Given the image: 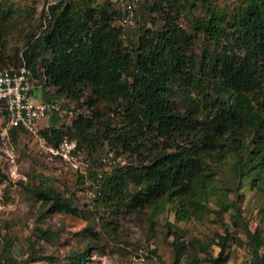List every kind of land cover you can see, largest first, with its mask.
<instances>
[{
    "label": "trees",
    "instance_id": "16d2710c",
    "mask_svg": "<svg viewBox=\"0 0 264 264\" xmlns=\"http://www.w3.org/2000/svg\"><path fill=\"white\" fill-rule=\"evenodd\" d=\"M90 1L59 0L49 5L44 26L39 33H26L25 46L15 55L20 63L14 65L24 63L30 69L35 91L45 84L55 88L43 100L61 102L60 95L79 100L82 86L89 88L73 111H83L79 107L86 105L91 113L73 114L65 131L41 128L47 143L56 145L69 134L76 150L83 145L94 149L107 139L121 144L125 152L137 153L136 162L92 175L101 182L99 194L118 212L146 206L158 212L167 201L177 200L181 204L176 217L185 218L187 208L203 206L211 181L210 160L228 148L238 156L232 167L236 189L243 181L257 183L264 176V0H239L228 16L216 10L213 0H204L207 16L195 23L214 42V49L200 57L190 51L194 34L177 22L180 7L175 0H165L166 7L155 4L164 24L146 29L136 44L128 35L135 24L127 31L119 24L123 6L115 7L110 0L94 6ZM10 11L0 4V67L9 66L4 34L13 22ZM175 87L185 93L182 102L175 97ZM99 102L123 109L124 124L117 134L110 121L101 124L105 113L96 108ZM59 114L49 116L54 121ZM249 131L253 147L245 141ZM20 132L27 133L13 128L8 134L15 137ZM56 203L75 211L59 196ZM226 207L240 218L237 200ZM172 227L168 233L174 261L195 264L203 252L210 264H224L229 231L215 232L206 242L198 238L184 242L183 231ZM245 228L252 263L264 264V238ZM212 244L219 246L217 254ZM85 259L86 253L71 264H83Z\"/></svg>",
    "mask_w": 264,
    "mask_h": 264
},
{
    "label": "rangeland",
    "instance_id": "374dc122",
    "mask_svg": "<svg viewBox=\"0 0 264 264\" xmlns=\"http://www.w3.org/2000/svg\"><path fill=\"white\" fill-rule=\"evenodd\" d=\"M57 1L0 0L5 9L11 10L13 20L4 34L8 43L7 65L20 63L15 55H19L25 46V34L39 33L46 23L49 5ZM103 1L91 0L90 4L95 6ZM110 1L120 8L124 0ZM140 1L136 23L127 29L129 39L135 44L146 29L156 30L164 24L163 15L155 10V4L167 5L165 0ZM175 2L180 7L179 26L194 34L190 51L200 57L204 51L213 50L214 42H210L195 23L196 19L207 16L206 2ZM213 3L217 11L228 16L236 11L239 0H213ZM152 18H157L156 23ZM48 56L49 52H46L45 57ZM175 88V97L182 102L185 93ZM81 90L79 100L60 95L63 112L54 121L50 116L44 118L41 128L53 126L65 131L73 118L70 112L90 93L87 86H82ZM54 91L50 84L40 86L34 92L33 100L47 97ZM79 108L88 114L92 109L86 105ZM96 108L105 113L101 124L110 121L117 134L124 124L123 109L106 102L97 103ZM110 110L117 111L109 113ZM100 129L103 132V126ZM242 134L245 136L244 132ZM252 137L253 133L249 131L245 138L251 147L254 146ZM63 139L75 142L69 134ZM74 154L71 161L64 160L51 154L28 133L20 132L15 137L0 134V264H71L84 253L83 264H188L184 259L173 260L169 226L183 231L184 242L191 238L206 242L215 236V232L229 231L228 257L224 264H253L245 246V225L249 231H257L264 238V176L255 184L243 181L236 189L232 167L238 156L229 148L210 160L211 181L208 196L202 200L204 207L195 211L192 207L187 208L183 219L176 217V208L181 204L177 200L167 201L158 212L147 206L134 212L124 209L118 212L99 194L101 182L92 175L111 171L126 162H136L140 157L137 153L125 152L121 144L105 139L94 149L83 145ZM58 196L70 203L75 211L59 207ZM234 199L241 212L239 219L226 207ZM219 249L217 244H212L214 254ZM206 259L205 253L199 252L195 264H210Z\"/></svg>",
    "mask_w": 264,
    "mask_h": 264
},
{
    "label": "built area",
    "instance_id": "2783aa9c",
    "mask_svg": "<svg viewBox=\"0 0 264 264\" xmlns=\"http://www.w3.org/2000/svg\"><path fill=\"white\" fill-rule=\"evenodd\" d=\"M140 0H124L122 2L124 14L119 24L124 31L135 24L136 8ZM126 34H123L124 38ZM36 81L30 69L23 63L0 67V134L7 136L10 129L22 128L34 137L42 146L64 160L74 159L76 144L74 141L62 139L56 145L48 144L40 135V123L53 112L62 113L60 101L33 100ZM83 112L80 109L71 114ZM77 167V164L74 163Z\"/></svg>",
    "mask_w": 264,
    "mask_h": 264
}]
</instances>
